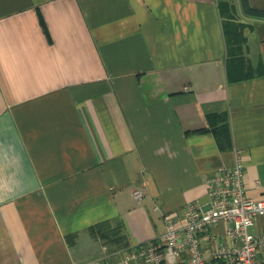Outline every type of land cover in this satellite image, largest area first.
Wrapping results in <instances>:
<instances>
[{"label":"crops","instance_id":"1","mask_svg":"<svg viewBox=\"0 0 264 264\" xmlns=\"http://www.w3.org/2000/svg\"><path fill=\"white\" fill-rule=\"evenodd\" d=\"M238 152L264 198V0H0V264H148Z\"/></svg>","mask_w":264,"mask_h":264},{"label":"built area","instance_id":"2","mask_svg":"<svg viewBox=\"0 0 264 264\" xmlns=\"http://www.w3.org/2000/svg\"><path fill=\"white\" fill-rule=\"evenodd\" d=\"M210 203L203 208L197 203L185 205L182 226L177 227L175 214L164 215L163 236L142 243L135 256L148 259V264H264L259 252L264 249V235L250 231L255 218L264 215V198L253 199L247 193L245 165L238 152L235 163L223 166L207 180ZM134 194L142 199L143 191ZM222 220L228 222L227 241L219 247H205L215 238L213 228ZM93 264H113L96 260Z\"/></svg>","mask_w":264,"mask_h":264},{"label":"rangeland","instance_id":"3","mask_svg":"<svg viewBox=\"0 0 264 264\" xmlns=\"http://www.w3.org/2000/svg\"><path fill=\"white\" fill-rule=\"evenodd\" d=\"M229 9H228V11H229V13L232 15V8L230 7V5H229V7H228ZM233 16V15H232ZM235 25H237V26H235V29H236V31H238V30H240L239 28H238V24H236L235 23ZM241 31H239V33H240ZM237 39H239V37L237 36ZM235 59H233L232 60V62H233V66H234V69L235 68H237L239 65H241V64H239V62L241 61V57H239V52H236L235 53Z\"/></svg>","mask_w":264,"mask_h":264}]
</instances>
